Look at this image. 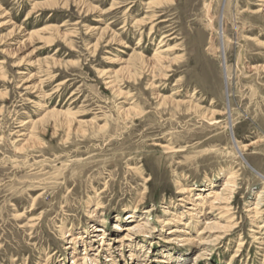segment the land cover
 Instances as JSON below:
<instances>
[{
	"label": "rangeland",
	"instance_id": "1",
	"mask_svg": "<svg viewBox=\"0 0 264 264\" xmlns=\"http://www.w3.org/2000/svg\"><path fill=\"white\" fill-rule=\"evenodd\" d=\"M75 257L264 264L263 0H0V264Z\"/></svg>",
	"mask_w": 264,
	"mask_h": 264
},
{
	"label": "bare ground",
	"instance_id": "2",
	"mask_svg": "<svg viewBox=\"0 0 264 264\" xmlns=\"http://www.w3.org/2000/svg\"><path fill=\"white\" fill-rule=\"evenodd\" d=\"M264 1V0H263ZM222 17V16H221ZM220 22V21H219ZM105 33H106V31H105ZM219 33V32H218ZM220 34V33H219ZM218 34V35H219ZM105 35V34H104ZM221 37H222V39H223V32L221 31ZM164 39V38H163ZM162 40V39H161ZM222 42V41H221ZM159 44H160V42H159ZM159 48V47H158ZM158 50V49H157ZM156 55H157V53H155ZM222 54V53H221ZM135 58V57H134ZM155 58V57H154ZM156 60L157 59H159V58H155ZM163 59V58H162ZM161 59V60H162ZM135 60L136 61H140V62H144L143 61V59L142 58H138V57H136L135 58ZM160 61V60H159ZM158 63V62H157ZM144 64H145V62H144ZM159 64V63H158ZM126 70H128V69H126ZM125 70V71H126ZM45 107L44 106H42V105H40V109H44ZM39 109V108H38ZM54 113V112H53ZM46 114H48V113H46ZM55 114H56V112H55ZM58 115V114H57ZM227 115H228V113H227ZM51 116V115H50ZM49 116V117H50ZM59 116V115H58ZM57 116V117H58ZM56 117V116H55ZM60 118V117H59ZM228 118H230L229 116H228ZM42 119H43V117H42ZM59 120V119H58ZM40 121H41V119H40ZM71 121V120H70ZM230 121V120H229ZM228 122V121H227ZM70 123V122H69ZM68 123V124H69ZM55 124V123H54ZM58 125V124H57ZM228 125V124H227ZM230 125H231V129L233 128L232 127V121H230ZM230 125H229V127H230ZM37 128V127H36ZM230 129V128H229ZM235 140V139H234ZM234 143H235V145H236V148H237V150L238 151H240L241 152V148L238 146V144L234 141ZM244 147V146H243ZM245 160V159H244ZM63 177V176H62ZM233 178V177H232ZM225 183V182H224ZM230 183H232V182H230V181H228L227 183H225L226 185H230ZM225 189V188H224ZM226 190V189H225ZM224 190V191H225ZM187 193V191H185V190H182V191H180V192H178V194H181V195H183V194H186ZM190 194V193H189ZM188 195V194H187ZM225 195H223V194H218V192L217 191H209L208 192V195L206 196V203L208 204V207H209V209H211V208H218V206H216V205H223V204H225V203H223V202H225V201H228L227 200V198H225L224 197ZM201 198V197H200ZM184 199V198H183ZM188 199V198H187ZM203 199V198H202ZM180 200V199H179ZM189 200V199H188ZM222 203V204H221ZM205 204V203H204ZM203 205V204H202ZM228 205V204H227ZM233 221V220H232ZM233 226V225H232ZM138 229L141 231H143V229L141 228V226H138ZM98 231V230H97ZM78 261H81V263L80 264H84L85 263V259H76V257L73 259V263L74 264H78L79 262ZM91 261V260H90ZM230 261H231V259H230ZM87 263V262H86ZM229 264V263H228Z\"/></svg>",
	"mask_w": 264,
	"mask_h": 264
}]
</instances>
